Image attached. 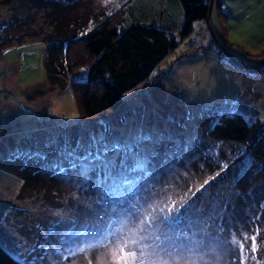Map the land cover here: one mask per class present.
Segmentation results:
<instances>
[{"label": "rangeland", "instance_id": "obj_1", "mask_svg": "<svg viewBox=\"0 0 264 264\" xmlns=\"http://www.w3.org/2000/svg\"><path fill=\"white\" fill-rule=\"evenodd\" d=\"M39 1L0 2V43L6 41L0 45V158L13 159V153L21 150L43 153L50 163L59 158L66 140L72 146L78 140L87 143L89 133L100 131L103 120L117 121L105 125L110 128L111 137L123 138L136 128L163 133L167 140L155 150L149 166V187L165 189L173 199L195 193L192 199L196 206L206 212L211 211L213 200L230 197L227 213L235 219L231 225L225 223V228L237 226L238 236L242 232L254 233L241 221L243 214L264 218V188L258 186L243 194V198L236 195L240 191L235 183V169L220 172V162L228 161L234 152L228 143L208 135L212 120L202 111L223 103L224 97L229 96L239 97L241 104L256 108L264 117V73L255 75L236 65L264 61V0H221L220 7L214 0L209 19L194 20L192 31L180 37L178 46L152 71L151 76L168 70L163 81L154 87L141 82L125 92L127 102L119 112L99 118L79 116L77 125L72 126L73 132L80 129L75 140L67 135V118L79 112L72 80L87 75L93 56L84 43H73L72 56L80 64L67 74L63 86H54L47 77L48 46L44 34L65 42L109 13H117L115 16L121 21L126 13L120 10L127 9L132 0H48L53 4L47 8L40 6ZM148 1L144 0V4ZM194 138L198 140L193 142ZM214 145L220 146L216 150L218 159L207 155ZM14 160L15 163L3 162L6 168L0 165V213L6 214L0 219L30 245L44 239L45 230L53 221H67L86 213V205L95 199L96 194L82 187V178L71 171V178L66 179L51 175L43 160ZM210 177L215 179L210 180L208 191L201 195L196 190ZM24 183L28 185L24 187ZM261 224L264 226V220ZM260 230L258 244L264 241V227ZM223 235L229 238L228 231ZM7 250L12 253L10 247ZM99 254L98 250L87 248L83 253L65 252L63 264H88L89 259L95 264ZM52 258L56 259L55 254ZM257 260L264 264V248L257 253Z\"/></svg>", "mask_w": 264, "mask_h": 264}, {"label": "snow or ice", "instance_id": "obj_2", "mask_svg": "<svg viewBox=\"0 0 264 264\" xmlns=\"http://www.w3.org/2000/svg\"><path fill=\"white\" fill-rule=\"evenodd\" d=\"M88 31H92L91 25ZM86 34L80 33L81 36ZM223 103L227 114L239 112V97L225 96ZM240 114L249 126L257 119L264 123V117ZM79 116L78 111L74 112L67 118V126H75ZM110 133V128L101 125L100 131L89 133L87 143L78 140L77 145L72 146L66 140L59 158L50 163L40 152L17 150L13 153V158L45 161V169L53 176L70 179L68 173L71 171L82 178V187L96 194L86 205V213L67 221H53L45 230L44 239L35 244L30 245L14 234L0 219V249L10 247L16 264H44L45 260L49 264H63L67 258L65 252L83 253L86 248L100 252L95 264H220L221 260L224 264H261L257 260V253L264 248V241L258 244L260 228L252 234L242 232L238 236L237 226L228 229L224 226L225 223L231 225L235 219L233 214L227 213L230 197L223 201L213 200L211 211L206 212L196 206L192 199L195 193L173 199L165 189L149 187V166L155 150L167 140L163 133L146 132L143 128H136L123 138L111 137ZM195 140L198 138L193 142ZM219 147L214 145L207 155L218 159L216 150ZM238 159L237 181L256 164L247 149L242 148L235 156L229 154L228 161L220 162V172L226 173L230 164L235 165ZM261 170L264 165L257 166V174ZM214 179H206L196 191L204 195L208 191L206 186ZM236 195L243 198L241 193ZM3 215L6 214L0 213ZM225 231L229 238H224ZM53 254L56 259L52 258ZM88 264H93V260L89 259Z\"/></svg>", "mask_w": 264, "mask_h": 264}, {"label": "trees", "instance_id": "obj_3", "mask_svg": "<svg viewBox=\"0 0 264 264\" xmlns=\"http://www.w3.org/2000/svg\"><path fill=\"white\" fill-rule=\"evenodd\" d=\"M2 1L7 0H0ZM44 1H39L40 6L47 8L53 4L46 2L48 0ZM220 1L218 0L219 7ZM210 3L211 0H150L145 5L144 0H132L127 9L123 7L120 10L121 13H126L123 20H117V13L114 12L113 15L96 21L91 26L92 31L84 30L86 35L78 33L64 42L56 40L54 35L44 34L48 46L45 62L48 80L54 86H63L67 74L80 64L72 56L71 45L84 43L93 59L87 75L72 80L80 117L99 118L119 112L127 102L125 92L141 82L154 87L156 82L163 81L168 70L151 76L152 71L171 49L178 46L180 37L192 31L194 20L209 19ZM219 12L224 15L220 8ZM5 42L0 45L3 46ZM2 49L0 47V52ZM236 65L255 75L264 73V61L255 60L250 66L240 63ZM252 65L256 67H251ZM202 112L212 120L207 128L209 136L228 143L234 156L242 148H246L249 156L256 162L242 178L238 181L235 178L240 193L248 194L258 186L264 188V170L257 174V166L264 165V123L257 119L249 126L240 114L260 117L258 110L240 103L238 113L227 114L224 103H221L203 108ZM106 124H117V121L103 120L102 125ZM68 130L67 135L75 140L80 129L73 132L74 127H69ZM3 162L15 163V160L0 158V165L6 168L7 165ZM239 164L238 159L235 165L230 164L229 169L237 172ZM27 185L24 183L23 186ZM252 217L257 216L243 214L241 222L244 221L250 230L264 227L261 224L264 218L252 220ZM0 264H16L9 250L0 249Z\"/></svg>", "mask_w": 264, "mask_h": 264}, {"label": "water", "instance_id": "obj_4", "mask_svg": "<svg viewBox=\"0 0 264 264\" xmlns=\"http://www.w3.org/2000/svg\"><path fill=\"white\" fill-rule=\"evenodd\" d=\"M213 1H214V0H211V3H210V14H211V11H212ZM208 18H209V17H208ZM253 67H256V65H254Z\"/></svg>", "mask_w": 264, "mask_h": 264}, {"label": "crops", "instance_id": "obj_5", "mask_svg": "<svg viewBox=\"0 0 264 264\" xmlns=\"http://www.w3.org/2000/svg\"><path fill=\"white\" fill-rule=\"evenodd\" d=\"M134 1H137V0H134ZM138 1H140V0H138ZM150 1V0H149ZM262 110V113H264V110L263 109H261Z\"/></svg>", "mask_w": 264, "mask_h": 264}]
</instances>
